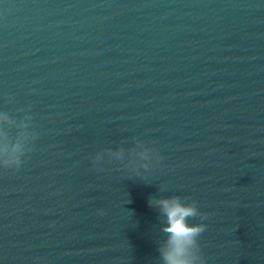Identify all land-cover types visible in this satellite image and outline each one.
Wrapping results in <instances>:
<instances>
[{
	"label": "water",
	"instance_id": "95a60500",
	"mask_svg": "<svg viewBox=\"0 0 264 264\" xmlns=\"http://www.w3.org/2000/svg\"><path fill=\"white\" fill-rule=\"evenodd\" d=\"M0 264H264V0H0Z\"/></svg>",
	"mask_w": 264,
	"mask_h": 264
},
{
	"label": "clouds",
	"instance_id": "9594fccd",
	"mask_svg": "<svg viewBox=\"0 0 264 264\" xmlns=\"http://www.w3.org/2000/svg\"><path fill=\"white\" fill-rule=\"evenodd\" d=\"M5 118L0 114V120ZM150 203L159 205L167 221L163 228L169 234L167 247L163 252L165 264H194L188 255V250L196 243V237L207 227L204 224L188 223V217L197 214L196 206L186 203L177 196Z\"/></svg>",
	"mask_w": 264,
	"mask_h": 264
}]
</instances>
